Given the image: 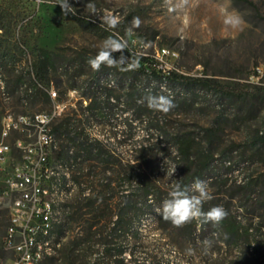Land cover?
<instances>
[{"label":"rangeland","instance_id":"obj_1","mask_svg":"<svg viewBox=\"0 0 264 264\" xmlns=\"http://www.w3.org/2000/svg\"><path fill=\"white\" fill-rule=\"evenodd\" d=\"M57 2L0 0V57L5 63L0 66V80H5L6 84L9 82L7 90L16 83L18 74L30 70L36 48H61L70 54L82 50L92 55L98 52L109 36L126 40L127 54L134 56L139 63L140 55H148L162 73L175 71L216 79L241 94L245 105H256L257 112L247 118L236 114L233 109L227 110V123L218 131V148L234 149L232 161L236 166L224 174L229 179L224 188L206 182L211 195L223 189V195H228L237 191L233 186L235 182L252 178L255 191L245 205L241 204L239 196L231 200L226 196L220 200V205H229L231 213L242 220L255 217L251 219L254 226L260 225L264 234V150L258 153L248 144L257 133L264 132V0H90L96 8L94 16L85 9L89 0H69L77 12L67 16L62 14ZM105 14L117 18L115 28H108L102 23L100 18ZM229 14L240 17L242 23L239 27L224 24ZM134 17L141 21L139 28L132 27ZM116 55L119 56V53ZM87 71L88 75L92 73V69ZM135 80L136 87L141 88L144 84L142 78ZM104 81L113 84L110 77H105ZM53 83L60 99L69 100V106L57 120L66 129L83 131L106 145L111 143V148L119 155L133 156L136 147L148 136L142 120L135 118L133 109L125 111L122 101L116 102L114 114L107 112L99 121L87 122L81 115L80 105L86 104L83 102L85 99L80 104L81 88H70L76 91V97L69 99L68 89L64 90L66 82L60 88L54 79ZM124 85L115 91V94H121L122 99H125L127 91L126 82ZM19 94L11 93L10 98L4 100L0 93V114L6 110L33 114L34 111L50 108L42 93L35 92L30 100L26 98L22 101L24 106ZM194 99L199 106L188 111L159 112L158 115L167 118L171 125L181 123L184 129L197 131L201 138V128L211 125L218 113L217 98L213 93H204L194 96ZM58 139L60 149L54 153L57 159L54 163H64L60 153L67 136L62 133ZM153 139H157L156 133ZM72 148L76 150L75 146ZM244 157L246 160L242 161ZM174 168L170 164L168 171L162 173L163 179H172L177 173L175 170L172 174ZM70 171L73 172L72 169ZM78 190L79 187L66 203L62 225L56 228L60 240L59 252L44 258L39 264H68L61 249L71 236L69 234L64 238L60 231L69 212V204ZM142 233L143 242L132 244L136 258L133 264H264V254L258 258L251 248L247 252L245 243L229 247L222 242H213L210 246L198 242L187 244L184 248L174 245L158 229L154 216L145 221ZM252 241L250 246H253ZM94 259L86 258L85 264Z\"/></svg>","mask_w":264,"mask_h":264},{"label":"trees","instance_id":"obj_2","mask_svg":"<svg viewBox=\"0 0 264 264\" xmlns=\"http://www.w3.org/2000/svg\"><path fill=\"white\" fill-rule=\"evenodd\" d=\"M96 54L91 55L82 50L70 54L61 48H36L30 70L18 74L16 83L8 91L10 94L20 91L22 103L35 92L41 93L32 90L33 76L45 83L54 79L59 88L66 82L64 90L81 88L80 104L83 99L88 100L87 105H80L81 115L87 122L99 121L107 112L114 114L116 102L122 101L124 110L133 109L135 118H140L147 128L148 136L142 139L131 156L119 155L111 148V143L106 145L100 139L85 135L83 131L66 129L63 123L54 126L58 137L62 133L67 136L60 153L63 162L72 166V170L75 166L76 180H87L90 187V194L88 188L79 187L61 227L60 234L64 238L69 234L71 236L61 249L66 262L85 264L86 258L94 257L89 264L136 263L132 244L143 242L142 226L151 216L155 217L158 229L168 236L171 243L181 248L198 242L204 244L205 240L210 243L222 242L228 247L245 243L247 252L251 248L254 256H263L264 234L260 225L254 226L251 219L255 217L242 220L231 213L229 205H220V200L226 196L229 200L239 196L241 204L245 205L255 191L252 178L235 182L233 186L236 192L223 195V189L212 194L213 199L204 203L205 212L214 206H223L227 211V217L219 225L214 226L200 219L177 227L155 211L164 199L169 198L168 194L175 183H179L182 188H190L194 181L200 179L219 184L220 188L227 186L229 179L224 174L235 169L236 164L232 161L234 149L219 150L218 131L227 123L228 109L249 118L255 115L257 106L245 105L241 94L214 78L175 71L162 73L148 55L139 56L140 65L134 70L102 65L99 71L92 70L88 75L87 70L91 67L87 61ZM2 64L5 63L0 57V66ZM105 77H110L113 84L104 81ZM138 77L144 81L141 88L136 87L135 78ZM125 82L127 91L125 99H122L121 94H115V91L123 88ZM22 84L29 87L25 86L27 89L22 90ZM204 93L216 96L218 113L211 125L201 128V138L197 131L186 130L181 123L171 125L167 118L158 115L159 111L151 110L146 102H141L148 95L163 94L173 99L175 107L170 111H188L199 106L194 96ZM42 94L43 100L50 104L47 94ZM154 133L157 135L156 140L153 139ZM248 144L254 151L261 153L264 150V132L261 130V133L249 139ZM71 145L76 147L73 153H70ZM245 160V157L242 158V161ZM85 162L89 167L87 172L83 171ZM170 164L176 167L177 173L172 179L165 180L162 173L168 171ZM251 240L253 246H250Z\"/></svg>","mask_w":264,"mask_h":264},{"label":"built area","instance_id":"obj_3","mask_svg":"<svg viewBox=\"0 0 264 264\" xmlns=\"http://www.w3.org/2000/svg\"><path fill=\"white\" fill-rule=\"evenodd\" d=\"M31 85L32 90L46 93L50 100L48 110L33 112L34 121L40 124V141H29L25 122H18V115L26 118L24 111L6 110L0 114V263L3 256H11L14 264H39V233L49 225V186H54L51 164L57 160L54 153L60 149L54 126L69 106V100L60 99L53 81L45 83L32 77ZM0 93L4 100L10 98V95L3 94V88ZM67 95L69 99L76 97L75 90L69 88ZM83 102L87 105L88 100ZM75 169L74 166L73 172H69L73 175V188L86 187L90 194L88 181L78 182ZM88 170L85 162L83 171ZM11 200H19V207H11ZM13 233H22V241L16 243L14 255H7L9 243H13ZM51 242H55L56 255L59 240L53 237Z\"/></svg>","mask_w":264,"mask_h":264},{"label":"clouds","instance_id":"obj_4","mask_svg":"<svg viewBox=\"0 0 264 264\" xmlns=\"http://www.w3.org/2000/svg\"><path fill=\"white\" fill-rule=\"evenodd\" d=\"M57 4L64 16L75 15L77 12V9L69 3V0H58ZM85 9L89 11L90 15L94 16L96 14L95 5L90 0ZM100 19L108 28H115L118 24L117 18L111 14H105ZM131 23L133 28H139L141 21L138 17H134ZM241 23L242 20L236 15L229 14L224 19V24L232 28L239 27ZM127 49L128 43L126 40L109 36L102 42L97 54L90 58L87 63L93 71H99L102 65L119 67L121 70H134L139 66V62L134 56L127 54ZM116 53H119L118 57L114 55ZM141 102H146L149 109L162 113H168L175 107L173 99L163 94L148 95ZM175 170L176 167L173 169L172 174ZM168 195L169 198L164 199L162 205L157 207L155 211L164 220L171 221L177 227L200 219L215 226L219 225L228 215L223 206H214L206 212L203 211L204 203L213 199L209 184L206 181L197 179L190 188H182L179 183H175ZM204 244L210 246V241L205 240ZM188 251L191 254V249Z\"/></svg>","mask_w":264,"mask_h":264},{"label":"bare ground","instance_id":"obj_5","mask_svg":"<svg viewBox=\"0 0 264 264\" xmlns=\"http://www.w3.org/2000/svg\"><path fill=\"white\" fill-rule=\"evenodd\" d=\"M7 86L8 85H6L5 80L1 79L0 88H3L4 95H10L8 94ZM25 86L27 85L22 86L21 89L23 90ZM28 87L29 86H27V88ZM18 122H25V133H28L29 141L41 140L40 124H36V122L34 121V113H26V118L25 115H18ZM70 153H73V148L70 150ZM71 167L72 166H69L66 163L62 162H53V164H51V178H53L54 186H49V194L51 195V212L49 214V225L45 230L39 233V252L41 256L40 262L44 258L53 256L55 254V242L51 241L53 240V237L55 240H59L56 228L59 227L63 222V216L67 208L66 203L74 196L77 190V188H73L72 175H70L69 173L71 172ZM11 207H19V200H11ZM20 241H22V233H13V243H9V247L7 248V255L15 254L16 243H20ZM0 264H14V257L3 256L1 258Z\"/></svg>","mask_w":264,"mask_h":264}]
</instances>
